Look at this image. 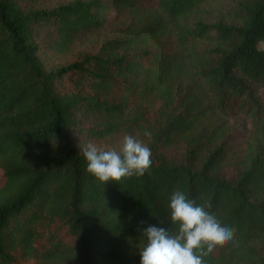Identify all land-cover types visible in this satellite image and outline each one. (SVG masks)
<instances>
[{
  "label": "trees",
  "instance_id": "16d2710c",
  "mask_svg": "<svg viewBox=\"0 0 264 264\" xmlns=\"http://www.w3.org/2000/svg\"><path fill=\"white\" fill-rule=\"evenodd\" d=\"M0 0V264H139L140 229L170 232L174 191L227 222L232 238L205 245L204 264H264V0ZM131 15L96 54L48 69L42 52L68 53L108 15ZM190 73L184 94L174 85ZM162 100L149 126L151 166L102 184L81 143L131 133L144 97ZM258 145L227 166L212 145L216 111L234 105ZM183 145L172 161L160 147Z\"/></svg>",
  "mask_w": 264,
  "mask_h": 264
},
{
  "label": "clouds",
  "instance_id": "9594fccd",
  "mask_svg": "<svg viewBox=\"0 0 264 264\" xmlns=\"http://www.w3.org/2000/svg\"><path fill=\"white\" fill-rule=\"evenodd\" d=\"M150 156V148L132 136L124 137L119 151L101 150L91 143L83 150L85 171L102 184L142 176L151 166ZM167 207L175 231L159 225L140 229L143 244L138 250L139 264H204L205 245L211 251L217 243L232 238L227 222L218 220L182 191L171 194Z\"/></svg>",
  "mask_w": 264,
  "mask_h": 264
},
{
  "label": "rangeland",
  "instance_id": "374dc122",
  "mask_svg": "<svg viewBox=\"0 0 264 264\" xmlns=\"http://www.w3.org/2000/svg\"><path fill=\"white\" fill-rule=\"evenodd\" d=\"M70 1L72 0H38L34 9H52ZM107 18L108 22L105 24L104 28L83 33L73 43L68 53L64 55H55L42 52L41 57L46 67L51 69L65 66L72 62L77 54L82 52L89 54L98 53L108 40L120 37L131 23V15L119 16L116 12H111ZM258 49L263 50L264 45L259 44ZM181 75L180 83L174 85V90L179 97L184 94V91L187 88L186 83L190 73H188L187 70H182ZM257 95H259L257 97L264 105V89L259 91ZM233 107L234 109L227 113L216 111V114L211 120L212 127L216 129L214 137L212 138V145H220L226 149L228 153L225 168H227V166L230 167V165L234 166V161L236 159L240 161L248 159L249 156L256 151L259 140L257 126L245 116L240 108H238V104ZM144 108V114L138 119V127L134 129L133 132L121 134L101 141H84L81 143L82 151L89 143L95 144L101 150L119 151L125 136H132L147 146L148 142L151 141L150 133L146 131L148 127L162 124V100L158 96H145ZM146 132L148 135H145ZM160 148L161 153L172 161L181 160L183 156L182 154H184L183 145ZM3 184L4 177L0 171V187Z\"/></svg>",
  "mask_w": 264,
  "mask_h": 264
}]
</instances>
